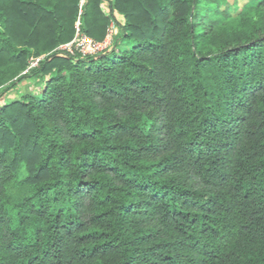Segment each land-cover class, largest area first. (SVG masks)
<instances>
[{
    "label": "trees",
    "instance_id": "trees-1",
    "mask_svg": "<svg viewBox=\"0 0 264 264\" xmlns=\"http://www.w3.org/2000/svg\"><path fill=\"white\" fill-rule=\"evenodd\" d=\"M77 3L0 10L6 31L42 41L54 21L65 40ZM113 7L109 50L49 53L21 76L37 91L0 104V264H264V0ZM28 54L0 31L2 66Z\"/></svg>",
    "mask_w": 264,
    "mask_h": 264
},
{
    "label": "rangeland",
    "instance_id": "rangeland-1",
    "mask_svg": "<svg viewBox=\"0 0 264 264\" xmlns=\"http://www.w3.org/2000/svg\"><path fill=\"white\" fill-rule=\"evenodd\" d=\"M84 3L85 0H78L77 12L71 25V35L65 40H60L59 35L62 34V31L58 29V25H56L58 23L56 22L54 24V21H52L53 24L47 27V34L51 33L53 35L54 33V35H56L54 37L52 36V39L48 37L47 34H45V38H43L42 41H39L38 33H35L33 35L29 31H24L19 26L12 24V22H9L10 27L8 31H6V28L4 27L3 23L8 17H6L7 15L5 11L0 10V31H3L5 34H10L18 48H25L28 50V53L31 54H28L29 57L27 59V62H25L24 60L26 66L25 63H22L11 70L0 64V104L7 103L13 99H16L20 94H26L37 91L40 85V81L37 77H24L21 79V76H26V74L30 72V69H27L30 58L38 56L46 57L49 53L52 52H58V54H62L61 48L66 44L70 43L76 37L77 22H79L80 32H83V26L85 25V22H83L82 19ZM240 4L242 3L240 2ZM97 6L99 10L103 13V15L108 19V23L104 30V37L106 34H109V37L111 38V44L107 48V50H109L113 45L114 37L119 33L118 26L124 23L123 17L113 7V0H98ZM10 17L11 16L9 15V18ZM255 20H264V14H255ZM58 21L64 22L65 24L67 23V21H64V18H60ZM48 43H51L52 48L49 49L47 52L43 51L42 46ZM16 80H18L16 85L13 87H9L13 82H16Z\"/></svg>",
    "mask_w": 264,
    "mask_h": 264
},
{
    "label": "built area",
    "instance_id": "built-area-1",
    "mask_svg": "<svg viewBox=\"0 0 264 264\" xmlns=\"http://www.w3.org/2000/svg\"><path fill=\"white\" fill-rule=\"evenodd\" d=\"M111 44L109 34H106L102 40H96L87 34L80 32L79 22L76 24V37L68 44L61 48L62 54L75 56L76 54H96L107 51ZM44 59L43 56L31 57L27 69L34 68Z\"/></svg>",
    "mask_w": 264,
    "mask_h": 264
}]
</instances>
